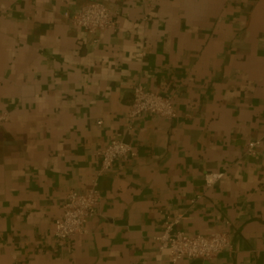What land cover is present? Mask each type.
Returning <instances> with one entry per match:
<instances>
[{
    "label": "crops",
    "instance_id": "0c3cea01",
    "mask_svg": "<svg viewBox=\"0 0 264 264\" xmlns=\"http://www.w3.org/2000/svg\"><path fill=\"white\" fill-rule=\"evenodd\" d=\"M91 2L116 30L63 15ZM137 83L174 95L178 116L131 119ZM5 112L0 264H157L156 236L179 216L190 235L227 231L231 247L161 264H264V0H0ZM113 138L137 155L100 173ZM207 172L224 176L208 186ZM94 180L87 231L58 244L66 192Z\"/></svg>",
    "mask_w": 264,
    "mask_h": 264
},
{
    "label": "built area",
    "instance_id": "2783aa9c",
    "mask_svg": "<svg viewBox=\"0 0 264 264\" xmlns=\"http://www.w3.org/2000/svg\"><path fill=\"white\" fill-rule=\"evenodd\" d=\"M149 6L153 0H144ZM63 15L75 26L91 33L116 30L117 23L109 6L102 2L85 4L80 10L71 14L65 11ZM174 95H163L147 89L142 83L133 88V97L129 104V117L134 119L144 113L156 115L169 120L178 116L174 103ZM9 118L8 113L0 115V122ZM99 123L102 120L98 121ZM262 143L261 138L248 142L246 153L257 155ZM137 155L134 146L123 138H113L100 151V173L111 169L118 161H127ZM224 176V172H207L204 176L208 186L215 184ZM101 194L97 180L86 191L70 189L65 194L64 204L59 216L55 219L53 235L60 245H65L71 236L87 231L89 219L97 213ZM181 217L167 219L164 228L156 236L158 251L157 264L163 258H169L176 263L182 257L212 259L231 247L227 231H214L209 234H187L176 227Z\"/></svg>",
    "mask_w": 264,
    "mask_h": 264
}]
</instances>
